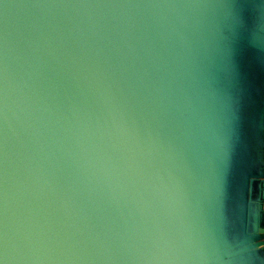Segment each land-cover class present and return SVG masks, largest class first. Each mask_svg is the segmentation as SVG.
I'll return each mask as SVG.
<instances>
[{"label":"water","instance_id":"water-1","mask_svg":"<svg viewBox=\"0 0 264 264\" xmlns=\"http://www.w3.org/2000/svg\"><path fill=\"white\" fill-rule=\"evenodd\" d=\"M0 264H264V0H0Z\"/></svg>","mask_w":264,"mask_h":264}]
</instances>
